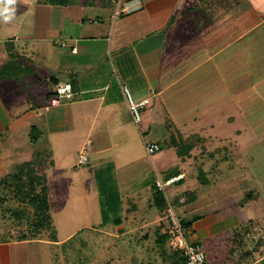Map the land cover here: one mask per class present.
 Here are the masks:
<instances>
[{
  "label": "crops",
  "instance_id": "crops-1",
  "mask_svg": "<svg viewBox=\"0 0 264 264\" xmlns=\"http://www.w3.org/2000/svg\"><path fill=\"white\" fill-rule=\"evenodd\" d=\"M126 1L120 0L119 4ZM139 3V10L117 14L120 6L110 0H64L60 5L49 4L47 0H16L13 19L9 23L0 20L5 27L0 38V60L7 58L6 44L9 43L20 59L30 63L36 74L34 81H37L34 95L40 103L37 107L21 92L14 94L18 89L11 86L7 98H0V135L13 134L16 139L15 135L25 131L21 129L24 124L21 119L30 124L33 121L30 116L40 113L41 129L48 138L61 136L62 142L71 140L67 153L75 149L78 154L90 143L87 163L79 165L77 161V165L97 169L94 171L97 182L98 174L104 176V162L118 163L109 143L113 135L123 142H119L123 144L120 153L122 149H126L124 154L131 150L127 139L135 129L129 125L135 123L122 90L124 86L135 102L148 100L141 110L142 124L135 125L148 127V130L154 125L161 131L158 141L147 143L160 148L172 147L177 157L174 158L181 163L188 157L199 164L203 155L215 160L212 154L219 150L216 141L222 140L218 128L226 131L238 118L246 122L245 114L241 120L240 112L235 115L229 106L262 99V106L251 111L249 117L264 121V0H139ZM36 57H41L39 63L35 62ZM42 59H50L49 65L41 63ZM63 83L71 85L72 98L50 106L42 99L43 95ZM8 106L13 109H7ZM22 106L21 111L14 112ZM219 107H227L223 108L222 116L217 115ZM18 119L21 123L12 127ZM172 123L179 132L178 142L170 134ZM194 123L203 126H193ZM203 129L208 133L204 135ZM248 129L242 135L240 130H233L234 137L249 138L244 146L233 148L237 152L250 147L252 130ZM27 136L30 139L29 134ZM91 137L102 139L97 148ZM83 138L86 141L81 140L74 148ZM31 143L34 148L28 155L18 157L16 149L20 147L12 149L17 163L21 158L16 167L34 160L36 152L41 153L36 142ZM187 143H192L193 147L189 155L181 159L176 148ZM213 146L215 150L209 152ZM50 149L47 162L38 166L46 185L47 176L57 168ZM131 154L136 155L132 150ZM195 154L199 157L194 160ZM138 159L130 163L132 168L138 164ZM214 162L217 164L218 159ZM156 164L163 181L168 176L175 177L173 175H183L185 181L189 176L179 168L171 169L167 161L159 160ZM66 169L73 175L79 173L74 165ZM153 178V184L160 181ZM64 180H68L67 177ZM152 187L129 194L132 202L142 199L148 202ZM176 190L174 187L170 190V198L182 192ZM115 195L121 206L123 192L119 190ZM245 195L237 197L238 203L236 199L221 198L230 203L228 210L216 207L209 211L210 216L209 213L191 215V219L201 218L190 226L187 241L201 246L205 253L204 264H264V212H250L246 205L258 197L253 195L245 202ZM191 204L177 209L190 214L187 208ZM215 204H219L218 201ZM6 215L5 208L0 206V264H20L19 261H24L19 256L23 248L29 253L25 257L32 259L36 254L34 244L46 248L57 246V239H13L11 217L6 220ZM118 232L123 234V228ZM11 248H15L13 252Z\"/></svg>",
  "mask_w": 264,
  "mask_h": 264
},
{
  "label": "rangeland",
  "instance_id": "rangeland-1",
  "mask_svg": "<svg viewBox=\"0 0 264 264\" xmlns=\"http://www.w3.org/2000/svg\"><path fill=\"white\" fill-rule=\"evenodd\" d=\"M3 28L5 27L2 26L0 21V38H2L1 34ZM36 58L37 61L35 62L39 63L38 58L41 60V57ZM5 60L7 59L4 58L0 60V67ZM49 60L44 61L42 59L41 63L43 62L45 64L46 62V64H48L50 62ZM41 69L44 70V68ZM13 85L16 86L13 81L2 83L0 85V98L6 99L11 86L14 88ZM16 93L19 94L20 91H15L14 94ZM254 100L256 101L254 102L251 100L252 102L250 101V104H248L246 100L245 104L229 106L228 109L233 111L235 115L240 112L241 120L243 114H245L246 122L243 123L238 118L239 121H235L232 125H229L226 131L218 128V132L220 131L221 135L219 138H222V140L216 141L218 144L216 146H219V150L217 153L212 154L215 160L218 159L217 164H215V160H212L211 156L209 157L208 155H203V159L200 160L199 164L196 161L193 163L188 157L185 159V163H181L175 159L177 157L172 147H167V145L161 147L163 149L162 152L148 155L146 152V145L153 143L147 142L158 141V139L161 138L159 137L161 131L156 130L154 125H150V129L148 130V127L138 128L135 124L131 123L129 126L135 130H133V134L128 137L127 141L130 144L131 150L134 151L136 155L131 154V150L129 149L126 154H124V150L126 149H122L120 153L119 148L122 147L123 144L119 145V142H123H121L118 137L116 138V135H113L114 137L109 140V143L111 142V148L118 159V163L113 165V163L104 162V166H106L103 169L104 176L100 177L97 182L94 173L97 169L93 168L91 170L88 166L77 165L78 154L75 152V149L68 150L70 152L67 153L66 147L72 144L71 140H67L68 142H66L64 139L62 142L61 136H51L49 138L46 136L47 134L44 129H41L40 113L36 116L29 115L33 119L30 124H27V121L24 119H21V123L18 119L12 127L17 126V122L21 124L24 123L21 128L25 130L24 133L15 135L16 139H13V134L5 135L4 133L0 135V150L2 152L0 154V183H3L6 178H10L11 175L15 173V168H17L16 166L19 164V160H21V158L17 159L18 163L14 160L17 157L14 156L12 149L15 150L18 146L20 147V149H16L18 157L20 154L24 155V153L29 154L32 152L31 149H33L34 146L27 134L30 136V125H34L35 129L32 134L35 137V146L40 149L42 154L52 148V160L57 166L53 172H47L49 173L47 176V186L49 188L48 215L50 217L51 230H42L38 237L39 239L42 238L40 240L55 238L58 241V243H56L57 246H49L48 248L41 246V244H34L33 248H35L36 254L35 256L33 255L32 259L29 258V256L25 257V255H29V253L23 248V250L19 251V256H21L24 261H19V263L167 264L168 262L162 255L161 250L155 244L157 229L163 226V216L157 213L152 207L151 196L148 202H146L145 199L140 201L134 200V202H132L133 199L131 200V196L129 195L140 190L143 191L145 187L151 188L154 182L153 177H157V180L163 182L156 164L159 160L163 162L167 161L171 169L174 170V168H179L183 170L187 176L189 175L182 184L175 187L178 191L189 189L195 191L197 194V201L187 208V210H190V214H188L189 212H183L181 209L172 207L170 205L171 201H168L171 206H169L168 209L170 208L179 220H190L191 215L202 216L209 213L208 215L210 216L211 212L209 211L216 207L217 209L221 207L228 210L230 203L224 200L236 199L235 202H237L239 200L237 197L241 198L244 193L250 191L253 193L254 197L257 196L258 199L246 205V207L248 206L247 208H249L250 212L254 210L264 212V121L259 122L257 120H251L249 117V113L252 115L251 111H254V109L256 111L259 110L263 104V100ZM11 102H13V100H10V103ZM6 108H10V110L13 109L9 106ZM22 108L23 106L20 107V109H14V112H19ZM223 108L227 107H219L217 115L222 116V114H224L222 112ZM199 125L203 126L202 123H194L193 126ZM206 129L202 130L204 135L208 133ZM235 129L240 130L241 135L244 133V130H252L249 148L247 147L245 150H240V152L233 149L234 147L244 146L249 139H246L244 136L234 137L235 134L233 130ZM177 130L174 123H172L170 134H173L176 142H178L176 137L179 134ZM144 131L146 133H144ZM180 132L182 135L183 132ZM165 133L167 134V132ZM245 135L248 134L246 133ZM257 136H259V138ZM90 139L93 140L94 146L96 145L95 148L99 146V142L102 140L101 138L97 139V137H91ZM81 140L84 141L85 139H79V142H76L73 147L76 148L79 146L82 142ZM207 140L208 139L205 138V141ZM12 143H16V146ZM116 144H118V146H115ZM224 146V149L221 148ZM24 148L25 150H23ZM68 148L71 149L70 147ZM215 148L216 147L213 146L211 149L209 148L208 151L212 152ZM86 156L88 159L89 154L86 153ZM193 156H195L194 160L199 157L198 154ZM137 158H139L138 164H135L134 168H132L130 163L132 161L135 162ZM42 160L44 163L47 162L48 159L45 154L42 155ZM69 164L74 165L76 171L79 173L73 175V173L67 170L66 168L70 166ZM116 165L119 169H117ZM194 166H196V168ZM65 173L68 175L66 176ZM80 173L83 175H79ZM65 177H67L68 180H64ZM117 177L119 178L118 181L116 180L118 179ZM100 184L105 186L108 191H113V194L119 192V190L123 192V201L119 212L117 214L115 213L116 215L108 213L109 223L106 225H103L101 222L100 200L105 198V196L100 195ZM1 186H4V184H0V187ZM171 189V187L165 189L169 197L171 196ZM177 190L175 192H177ZM7 194L8 193H1L0 198H5ZM224 197L226 199L221 200V198ZM216 200L219 204H215L217 202ZM22 206L23 205L17 204L14 201L6 202L4 205L7 213L6 220L9 219L8 216L13 215V217H11L13 226L10 231L13 239L19 238L21 234H30L27 231L28 224L33 221L34 216L32 211H29L31 208L25 206L26 209H29L27 210L28 212H26L25 208L23 209ZM22 209L24 211H20ZM9 210H12V212L10 213ZM116 217L120 218L122 221L119 226L113 224V220H115ZM206 221H211V218H207ZM121 227L123 228V234L118 232ZM52 231L53 233H51ZM13 249L15 248H11L12 252ZM166 250L168 251L169 248H166ZM14 255L15 254H12V256Z\"/></svg>",
  "mask_w": 264,
  "mask_h": 264
},
{
  "label": "trees",
  "instance_id": "trees-1",
  "mask_svg": "<svg viewBox=\"0 0 264 264\" xmlns=\"http://www.w3.org/2000/svg\"><path fill=\"white\" fill-rule=\"evenodd\" d=\"M47 1L49 4L52 5H60L64 3V0H47ZM6 48L8 55L6 58L7 60H5L3 65L0 67V85L4 82L13 81L16 84L17 89L23 95H26L38 107L40 102L34 95V90H33L34 87L37 85V81H34V78L36 76V74L34 75V69H32V66L28 62L19 58L17 53L13 50L11 44L9 43L6 44ZM32 71H33V75H32ZM55 87L53 91L47 92L46 94L43 95L42 99L46 101L48 104L50 103V100L55 96L54 93ZM39 95H41V93H39ZM34 129L35 127L33 126L30 129L31 131L30 140L32 142H35L34 141L35 137L32 134ZM192 147H193L192 143L183 144L182 146L177 147L176 150L178 157L181 159L187 157ZM43 154H45V156L48 158L47 152ZM43 154L36 152L34 155V160L27 163H23L22 165L18 166L16 168L15 173H13V175H11L10 178H6L3 181V183H0V184H4V186L0 187L2 193H8L7 196H5V198L3 199L0 198V206L4 208L6 202L14 201L17 204L23 205V207L27 206L31 208V210L29 209H25V210L26 212H28L27 210H29L32 211L33 213L34 219L32 222L28 224V229H27L28 233L30 234H28L29 236L27 234L26 235L21 234V236H19L20 240L38 239V235L42 232V230H49V231L51 230L50 217L48 215V210H49L48 187L45 182V177L42 174L38 173L39 163L44 165V162L42 160ZM78 158H79V153H78ZM173 176L176 177V175ZM96 177H98L99 179L100 178L99 174ZM170 178L173 177L168 176V178H166L164 181ZM184 179L185 177L182 175L181 179H179L178 181L174 182L171 185L172 188L173 187L175 188L176 186L182 184L184 182ZM155 183L153 184L151 190V197H150L151 205L157 211V213L163 216L162 219L163 226L162 227L160 226L159 229H157V238L155 244L161 250L162 255L164 256L165 260L168 262L167 264H185V258L183 257V254L179 250H170V249L168 251L166 250V248H168L166 245L168 239V234H167L168 220L166 218L164 219V216H166V212L170 205L177 209L179 207L193 203L196 200V193L195 191L192 190H186L177 193L172 198H170L166 190L165 192L158 190ZM167 188L170 187L168 186L165 189ZM99 192L101 196H105V198H102L100 200V214L102 217L101 218L102 224L106 225L109 223L108 213L117 214L119 212L120 201L118 200V197L115 195V193L113 194V191H108L107 188L101 184L99 186ZM252 196L253 193L251 191L246 192L244 199L245 202L251 199ZM168 201H171L170 205ZM20 211H24V210L22 209ZM9 212L11 213L12 210H9ZM10 217H13V215ZM200 218H201L200 216H194L190 220H185V219L179 220L177 218L179 220V224L181 225V227L186 231V233L184 234L186 241L189 234L190 226L194 222L198 221ZM121 223L122 221L120 218L116 217L115 220H113V224L117 226L121 225ZM51 233H53V231ZM50 239L52 241H56L55 238H50ZM191 244L200 246L197 243H191Z\"/></svg>",
  "mask_w": 264,
  "mask_h": 264
},
{
  "label": "built area",
  "instance_id": "built-area-1",
  "mask_svg": "<svg viewBox=\"0 0 264 264\" xmlns=\"http://www.w3.org/2000/svg\"><path fill=\"white\" fill-rule=\"evenodd\" d=\"M113 4H119L120 0H110ZM119 12L117 14H129L135 12L141 8L139 0H128L124 3L119 4ZM129 112L132 116L133 122L136 125H140L142 122L141 110L146 107L148 100L141 102H135L130 94L127 87L122 88ZM55 96L50 100L49 105H58L62 100H67L72 98V88L68 83L59 84L55 87ZM90 143H86L79 151L78 164L84 165L87 163V150ZM160 151V147L156 144H147L146 152L148 155H153ZM182 178V175L170 178L164 182L156 181V187L158 190L165 192V188L171 186L174 182ZM165 218L168 220L167 227V247L170 250H179L183 257L185 258V264H204L205 263V253L202 248L198 245H192L188 243L184 237L186 233L185 229L179 224V220L169 208L166 212Z\"/></svg>",
  "mask_w": 264,
  "mask_h": 264
},
{
  "label": "clouds",
  "instance_id": "clouds-1",
  "mask_svg": "<svg viewBox=\"0 0 264 264\" xmlns=\"http://www.w3.org/2000/svg\"><path fill=\"white\" fill-rule=\"evenodd\" d=\"M16 0H0V20L9 23L15 14Z\"/></svg>",
  "mask_w": 264,
  "mask_h": 264
}]
</instances>
